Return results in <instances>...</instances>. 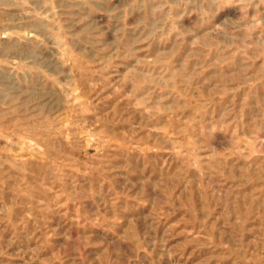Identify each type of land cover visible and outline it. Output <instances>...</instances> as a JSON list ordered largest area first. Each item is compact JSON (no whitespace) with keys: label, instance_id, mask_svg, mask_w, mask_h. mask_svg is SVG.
Listing matches in <instances>:
<instances>
[{"label":"rangeland","instance_id":"1","mask_svg":"<svg viewBox=\"0 0 264 264\" xmlns=\"http://www.w3.org/2000/svg\"><path fill=\"white\" fill-rule=\"evenodd\" d=\"M0 264H264V0H0Z\"/></svg>","mask_w":264,"mask_h":264}]
</instances>
